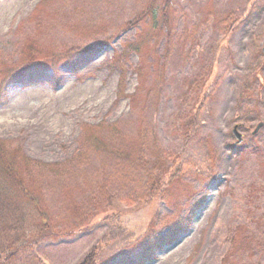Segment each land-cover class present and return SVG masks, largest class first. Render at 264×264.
<instances>
[{
    "label": "rangeland",
    "instance_id": "obj_1",
    "mask_svg": "<svg viewBox=\"0 0 264 264\" xmlns=\"http://www.w3.org/2000/svg\"><path fill=\"white\" fill-rule=\"evenodd\" d=\"M149 1L0 0V80L25 60L56 71L31 86H3L0 141L45 164L81 159L59 184L44 185L57 228H67L71 199L92 218L101 213L91 200L97 184L108 194L103 218L56 231L27 261L81 264L93 251L99 262L150 230L156 241L175 236L167 224L188 214L187 229L145 264H264V126L251 135L264 123V0H169V35L150 51L149 17L116 35ZM84 48L93 51L81 56ZM95 126L112 144L136 140L142 128L145 170L170 168L171 184L151 194L147 170L113 158L121 144L110 157L96 154L83 140ZM240 226L248 252L232 249Z\"/></svg>",
    "mask_w": 264,
    "mask_h": 264
},
{
    "label": "trees",
    "instance_id": "obj_2",
    "mask_svg": "<svg viewBox=\"0 0 264 264\" xmlns=\"http://www.w3.org/2000/svg\"><path fill=\"white\" fill-rule=\"evenodd\" d=\"M148 17L151 25L148 26L147 30L152 31L151 43L153 42L148 50H153L154 44L158 41L160 35H169L171 24L169 0H150L131 22L125 23L119 28L116 35L135 27ZM143 37H146L147 39L145 38V40L148 41L147 36ZM128 46H131V49L140 53L139 47L141 45L139 43H130L126 45V47ZM92 51L93 49L91 48H84L81 51V56L87 55ZM115 60H113V63ZM38 63L33 61L27 62L25 60L20 67L12 66L6 68L4 71L5 75L0 80V92L5 89L3 86L6 84L31 86L42 82L45 77H51L47 74L49 71L56 73V71H53V65H39ZM65 64L69 65V63ZM69 66L71 67V65ZM139 83L141 84V82ZM190 124L188 122L187 126H190ZM141 129H139L138 138L130 141V143L120 142L112 144V139L94 134L96 126L89 128L85 132L83 140L86 146L90 147L96 154L101 152L104 157L109 156L107 153H110L114 146L121 144V147L115 148L116 152L114 154L116 156L113 158H119L132 171L139 170L140 172H145L147 170V173L151 174L155 166H151L145 170L148 160H144L142 154L143 148L141 145L144 143V140L140 137L143 136L144 132ZM153 151L152 155L155 157L154 164H157L158 167L163 166V161L158 156L157 149L154 148ZM80 160V158H72L64 164H45L26 157L19 149H10L6 143L0 141V264H12V260L18 257H20L19 261L21 264H42L40 261L34 260V258L27 261L24 259V255L27 252L30 255L32 247L36 244L46 240H53L56 231L59 232L58 236H65L69 234L68 231L85 230L91 219L93 220L97 216H100L99 219H101L106 215L109 204L106 203L108 194L105 191L106 186L103 183L97 184L98 199H95L96 197L91 199L94 201V204L97 203V206L93 205V209L95 210L98 207L101 213L94 214L91 218L89 216L91 211H89L88 215V210L83 214L81 205L74 202L76 201L75 199H71V207L70 202L66 204V219L63 223L67 228H57L49 211L42 203L45 195L44 185L59 184L60 180L67 174L69 167L74 162L79 163ZM149 173L147 174V182L151 194L159 191L161 185L166 190L167 185L171 184L170 178L167 177L171 175L170 168L164 169L160 175H150ZM174 216L176 214L172 215V217ZM187 222H189L188 214L184 220L177 219L167 225L170 226L176 236V234L184 232L187 229ZM243 229L244 226L235 229L237 236H234L232 244L234 252L238 251V249L240 253L249 251L248 246L251 239L244 234L245 230ZM153 235V230H150L134 244L129 245L118 254L99 262L94 260L96 253L92 251V255L89 254L84 258L81 264H145L153 260V254L160 251L163 245L171 243L175 237L169 238L167 236L164 239L156 241ZM166 238H169L168 241H166Z\"/></svg>",
    "mask_w": 264,
    "mask_h": 264
},
{
    "label": "water",
    "instance_id": "obj_3",
    "mask_svg": "<svg viewBox=\"0 0 264 264\" xmlns=\"http://www.w3.org/2000/svg\"><path fill=\"white\" fill-rule=\"evenodd\" d=\"M262 126H263L262 123L258 124V125L256 126V128L254 129V131H253L252 134H256V133L258 132V130H259ZM236 128H237V127H234V128H233V130H232V134H233V136H234L235 139H236V144H239V143H241L242 138H241V135L237 132Z\"/></svg>",
    "mask_w": 264,
    "mask_h": 264
}]
</instances>
